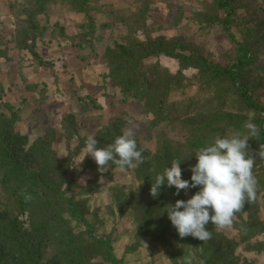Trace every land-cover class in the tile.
<instances>
[{
    "label": "trees",
    "instance_id": "obj_1",
    "mask_svg": "<svg viewBox=\"0 0 264 264\" xmlns=\"http://www.w3.org/2000/svg\"><path fill=\"white\" fill-rule=\"evenodd\" d=\"M138 1L137 10L121 20L126 28L124 42L109 37L104 55L108 78L119 89L123 101L138 103L143 114L152 116L150 125L158 128L174 122L173 106L165 104L171 92L189 84L199 91L197 99L185 106V115L178 120L186 131L184 150L173 148L172 143L162 137L155 154L142 151L143 163L136 167L142 192L130 204L138 224L137 236L146 237L149 233L157 236L155 241L158 240L167 254L173 255L174 264H184L185 256H191L193 264H255L248 260L241 262L235 253L245 244L249 253L264 254V220L258 215V198L260 195L264 198V159L257 156L260 146L264 145V103L258 95L259 89L264 87V63L259 62L264 54V17L250 19L249 25L252 22L258 25L242 28L241 40H238L232 32L234 13L245 0H214L206 13H195L193 22L201 28L221 30L230 38L232 50L222 54L225 62H214L207 51L203 54L190 48L183 39L154 38L155 27L147 24L151 0ZM27 3L21 8L10 5L15 16L12 41L19 51L29 52L41 67L50 65L37 52V44L44 41L50 27L41 22V17L47 15L53 4H67L71 13L84 16L79 34L89 45L94 38L104 39L102 32L112 27L97 23L93 12L99 14L102 8L93 0H27ZM51 27L52 34L59 30L64 36V28L58 23ZM139 33L145 40L139 39ZM161 55L179 61L177 74L158 63L145 62ZM0 58H8L5 51L0 50ZM189 69L197 70L192 80L185 76ZM36 85L27 84L26 88L35 91ZM4 106L7 113L0 112V185L9 194L16 211L7 209L6 205L0 208V264H44L49 246L55 254L52 264H95L98 258L101 259L98 264H123L114 253L111 238L96 235L95 225L86 217V202L70 195L68 188L63 189L73 166L72 158L81 151L86 139L77 133L75 117L70 116L65 121L60 139L69 142L77 138L79 144L75 152L60 158L52 148L55 135L49 132L48 138L30 144L26 135L16 131L17 123L22 120L20 110L7 103ZM79 109L84 114L102 110V105L98 100L86 97L80 101ZM199 109L201 112L197 113ZM192 111L194 115H190ZM221 120L227 122L231 134H246L244 124L248 120L257 125V134L248 140L249 153L254 158L252 171L257 181L255 200L252 203L246 201L234 214L230 225L224 227L236 231L239 242L228 238L221 231L223 228H217L209 221L205 225L209 231L208 239L201 241L190 235L180 237L179 249L175 251L166 238L165 230H173V226L164 208L174 204V200L186 199L182 190L176 195L174 187L165 186L153 198L150 195L151 178L172 160H177L181 162L182 179L190 180V168L197 162L195 152L216 137H224L225 133L218 125ZM122 125L115 120L103 128L96 136L98 146L113 142L121 135ZM83 165L98 173V166L90 157L85 158ZM109 168L116 167L110 164ZM189 189L191 196L198 191V188ZM25 196L29 198L25 199ZM246 213L248 216L244 219ZM72 222H78L85 229L77 231Z\"/></svg>",
    "mask_w": 264,
    "mask_h": 264
},
{
    "label": "rangeland",
    "instance_id": "obj_2",
    "mask_svg": "<svg viewBox=\"0 0 264 264\" xmlns=\"http://www.w3.org/2000/svg\"><path fill=\"white\" fill-rule=\"evenodd\" d=\"M93 1L102 8L99 14L93 12L97 23L112 26L102 32L104 39L94 38L90 45L84 42L79 34V26L83 23L84 16L71 13L67 4H53L47 15L41 17L42 23L50 25L44 41L37 44L39 56L50 64L48 67H41L29 52L19 51L12 41L15 16L10 5L21 8L28 5L27 0H0V50L5 51L8 57L0 58V112L7 113L5 103L20 110L22 120L17 123L16 131L26 135L30 144L35 140L48 138L49 132L55 135L52 148L58 155H62L60 158L67 157L71 151L75 152L79 144L77 138H72L69 142L60 139L64 133L63 125L70 116L75 117L76 131L81 137L99 136L103 128L117 120L123 124L122 132L132 128L137 144L146 152L155 154L158 141L162 137L170 141L173 148L184 150L187 136L178 120L185 115V106L191 100L197 99L198 88L189 84L171 92L165 104L173 106L171 111L174 122L153 128L150 125L152 116L143 114L138 103L123 101L119 89L108 78L109 69L104 59L109 37L114 36L118 42H124L126 28L121 20L135 12L140 3L138 0ZM213 1L151 0L147 24L155 27L153 37H163L167 41L183 39L190 48L203 54L207 51L211 60H221L224 63L225 57L222 54L232 50L230 38L221 30L211 31L193 22L194 14L206 13ZM178 16H181L180 21L176 22ZM257 16L264 17V0H245L244 5L235 10L232 32L238 40H241L242 28L245 30L247 26L254 28L258 25L254 22L248 24L250 19ZM55 23L64 28V36L59 30L56 34L51 33V25ZM138 37L145 40L141 33ZM145 62L158 63L174 75L180 70L178 60L164 55ZM259 62L264 63V54L260 56ZM196 73L197 70L189 69L185 71V76L187 80H192ZM27 84H37L36 90L30 91L26 88ZM258 95L264 103V87L259 89ZM86 97L98 100L102 110L83 114L79 103ZM200 112L199 109L197 113ZM190 115H194V111ZM128 121H132V124ZM218 125L224 131V137L231 135L225 120H221ZM79 159L80 152L72 158L73 166L63 189L68 188L70 195L86 202V217L95 225L96 235L111 238L114 253L123 264H174L173 255L167 254L158 240L155 241L157 236L151 233L146 237L137 236L138 224L131 205L132 199L139 196L142 189L136 168L125 171L108 168L96 174L84 167L85 159L78 165ZM182 194L186 200L191 197L189 188L182 189ZM8 195L0 185V208L6 205L7 209L16 211L15 204ZM261 196L258 198V215L264 220V198ZM247 216V213L244 214V219ZM72 223L77 231L85 229L78 222ZM168 231L171 232L166 233ZM221 231L228 238L239 242L236 231L229 228ZM165 234L175 251H178L180 237L175 228L165 230ZM235 254L241 262L248 260L255 264H264V254L249 253L245 244L240 245ZM54 257V251L49 246L44 264H52ZM175 260H178L177 256ZM100 261L98 258L95 264Z\"/></svg>",
    "mask_w": 264,
    "mask_h": 264
},
{
    "label": "clouds",
    "instance_id": "obj_3",
    "mask_svg": "<svg viewBox=\"0 0 264 264\" xmlns=\"http://www.w3.org/2000/svg\"><path fill=\"white\" fill-rule=\"evenodd\" d=\"M128 123L132 124V121ZM244 128L246 134L234 132L230 136H218L197 150V162L190 168V180L182 179L181 162L177 160H172L151 178L150 195L153 198L160 194L162 186L174 187L176 195L182 189L198 188L187 200H176L164 208L179 237L190 235L205 241L209 237L205 228L209 221L217 228H224L230 225L234 214L246 201L252 203L255 200L257 181L252 171L254 158L249 153L248 140L257 134L258 128L251 120L245 122ZM142 151L131 127L103 147L98 146L96 137L88 135L78 165L90 157L99 172L106 171L110 164L121 171L130 170L143 163ZM257 156L264 159V145L260 146ZM184 264H193V258L185 256Z\"/></svg>",
    "mask_w": 264,
    "mask_h": 264
}]
</instances>
